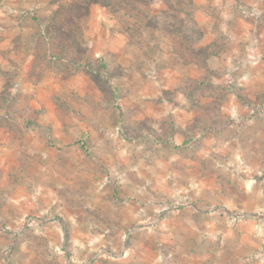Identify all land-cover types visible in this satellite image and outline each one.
I'll return each mask as SVG.
<instances>
[{
    "label": "rangeland",
    "instance_id": "obj_1",
    "mask_svg": "<svg viewBox=\"0 0 264 264\" xmlns=\"http://www.w3.org/2000/svg\"><path fill=\"white\" fill-rule=\"evenodd\" d=\"M0 264H264V0H0Z\"/></svg>",
    "mask_w": 264,
    "mask_h": 264
}]
</instances>
